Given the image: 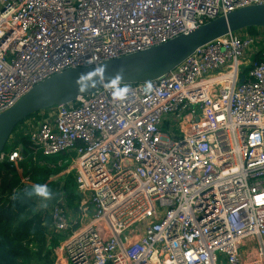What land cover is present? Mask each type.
<instances>
[{
    "label": "built area",
    "instance_id": "1",
    "mask_svg": "<svg viewBox=\"0 0 264 264\" xmlns=\"http://www.w3.org/2000/svg\"><path fill=\"white\" fill-rule=\"evenodd\" d=\"M250 6L264 0H0V114L55 74ZM257 41L229 34L160 80L104 86L23 133L34 161L72 156L58 168L77 205L62 191L47 208L32 199L51 264H264V51L242 67ZM22 161L11 143L0 154ZM31 185L21 175L11 199L31 201Z\"/></svg>",
    "mask_w": 264,
    "mask_h": 264
},
{
    "label": "water",
    "instance_id": "2",
    "mask_svg": "<svg viewBox=\"0 0 264 264\" xmlns=\"http://www.w3.org/2000/svg\"><path fill=\"white\" fill-rule=\"evenodd\" d=\"M251 28L264 29V6L238 9L141 52L51 76L33 86L11 109L0 114V154L15 129L33 115L65 106L104 86L137 85L160 80L198 49L229 34ZM19 149L22 150L21 146ZM21 202L29 203L30 200L24 197Z\"/></svg>",
    "mask_w": 264,
    "mask_h": 264
},
{
    "label": "trees",
    "instance_id": "3",
    "mask_svg": "<svg viewBox=\"0 0 264 264\" xmlns=\"http://www.w3.org/2000/svg\"><path fill=\"white\" fill-rule=\"evenodd\" d=\"M257 30L251 28L245 31L247 36L257 38L256 45L261 46L264 38L257 34ZM261 58L258 55L255 61L258 62ZM17 141L22 147L23 161L15 166L0 165V264H51L46 243L47 212L36 211L32 199L37 194L35 191L37 185L46 186L51 194L56 193L57 184L53 178L57 173H63L64 168H58L57 164L64 160L61 161L54 156L53 170L41 167L39 163L41 160L44 161L45 157L37 155L36 161L33 160V150L27 137L19 136ZM21 175L29 176L31 180L30 192L33 196L29 203L21 202L20 198L10 197V192L18 184ZM60 181L62 183L60 191L66 197L67 206L74 208L78 197L73 176L67 175L60 178Z\"/></svg>",
    "mask_w": 264,
    "mask_h": 264
},
{
    "label": "crops",
    "instance_id": "4",
    "mask_svg": "<svg viewBox=\"0 0 264 264\" xmlns=\"http://www.w3.org/2000/svg\"><path fill=\"white\" fill-rule=\"evenodd\" d=\"M257 34L261 37V38H264V29L260 28L257 30ZM241 35L243 37L247 36V32H243L241 33ZM264 51V43L259 46V45H256L254 48L250 49L249 51H247L245 54H244V57L242 59V63H243V71H245L247 69V67L257 58L258 55H260L261 52ZM50 113H48V111H42L41 113L37 114V116H34L32 118H29L28 120H26L22 125H20V130H19V133L18 135L15 136V140L13 142H11V146H16L17 144V138L19 136H22L24 137V132H27V130H29L28 128L29 127H36V125H38V123H40L41 121L45 120L48 118ZM34 122V123H33ZM18 127V129H19ZM14 134V133H13ZM17 137V138H16ZM18 147H20L21 145H18ZM72 159V156L69 158V159H65L64 162H66L68 164V162H70V160ZM48 164V165H47ZM41 167H47V166H52L53 163H49L47 162L45 159L44 161L41 160ZM58 165V164H57ZM54 169V168H53ZM53 169H49V170H53ZM63 172H66V167L64 168ZM56 181V180H55ZM52 182H53V179H52ZM60 195V192L58 193ZM46 198V197H44ZM48 199V203H44L43 205H49V203H52L53 202V193L51 194L50 197H47ZM55 202V201H54ZM53 202V203H54ZM47 221V220H46ZM47 229H48V226H47ZM50 259V257H49ZM51 261V259H50Z\"/></svg>",
    "mask_w": 264,
    "mask_h": 264
},
{
    "label": "rangeland",
    "instance_id": "5",
    "mask_svg": "<svg viewBox=\"0 0 264 264\" xmlns=\"http://www.w3.org/2000/svg\"><path fill=\"white\" fill-rule=\"evenodd\" d=\"M243 32H246V31H243ZM242 33V32H241ZM241 33H238V35L239 36H242L241 35ZM33 116H37V115H33ZM32 116V117H33ZM23 124V123H22ZM22 124H20V125H22ZM19 125V126H20ZM18 126V127H19ZM18 127H17V129H16V131H15V133L10 137V139H9V141H8V144L6 145V147H5V150L6 149H8V147H9V144L12 142V140L14 141L15 140V134L16 133H18L19 132V130H20V127H19V129H18ZM29 130H32L31 128L29 129ZM71 157V154H65V155H60V156H57V158H59L61 161H63V160H65V159H69ZM53 157H47V158H45V160L47 161V162H49V163H53V164H55L54 162H53V159H52ZM55 162H56V160H55ZM67 165H64L63 166V168H65ZM68 172V171H67ZM67 172H63V173H57V175L53 178L54 180H56V184H57V188H56V193H54L53 192V202L54 201H56L57 200V198H58V193L59 192H61L60 190H61V185H62V183H61V181H60V178H62V177H66L67 175H69V174H67ZM44 198V197H43ZM78 201H79V199L77 198L76 200H75V205H77V203H78ZM49 205H46V208L48 207Z\"/></svg>",
    "mask_w": 264,
    "mask_h": 264
},
{
    "label": "clouds",
    "instance_id": "6",
    "mask_svg": "<svg viewBox=\"0 0 264 264\" xmlns=\"http://www.w3.org/2000/svg\"><path fill=\"white\" fill-rule=\"evenodd\" d=\"M35 191L38 195H41L43 197H50L51 193L49 192V190L47 189L46 186L44 185H37L35 186Z\"/></svg>",
    "mask_w": 264,
    "mask_h": 264
}]
</instances>
